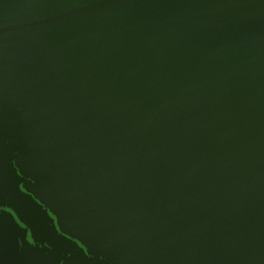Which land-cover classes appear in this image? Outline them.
Masks as SVG:
<instances>
[{
	"label": "water",
	"instance_id": "obj_1",
	"mask_svg": "<svg viewBox=\"0 0 264 264\" xmlns=\"http://www.w3.org/2000/svg\"><path fill=\"white\" fill-rule=\"evenodd\" d=\"M0 264H264V0H0Z\"/></svg>",
	"mask_w": 264,
	"mask_h": 264
}]
</instances>
